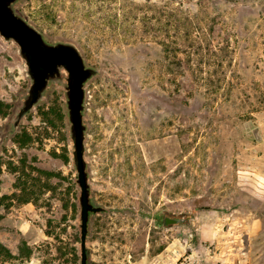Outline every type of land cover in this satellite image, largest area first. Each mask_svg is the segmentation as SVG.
<instances>
[{
  "label": "rangeland",
  "instance_id": "obj_1",
  "mask_svg": "<svg viewBox=\"0 0 264 264\" xmlns=\"http://www.w3.org/2000/svg\"><path fill=\"white\" fill-rule=\"evenodd\" d=\"M86 84L88 264H148L196 228L264 264V0H18ZM31 80L0 35V264H80V192L60 82L14 127ZM184 217L166 224V217ZM32 250L22 258L21 247Z\"/></svg>",
  "mask_w": 264,
  "mask_h": 264
},
{
  "label": "water",
  "instance_id": "obj_2",
  "mask_svg": "<svg viewBox=\"0 0 264 264\" xmlns=\"http://www.w3.org/2000/svg\"><path fill=\"white\" fill-rule=\"evenodd\" d=\"M18 0H0V35L6 41H14L24 60L31 80L27 92L14 119V127L44 98L52 82H60L65 89V102L73 143V163L77 170L80 192L81 261L88 264L87 236L93 213L103 210L91 197L88 164L85 158L87 124L84 121L87 82L98 73L88 65L80 49L72 42H49L43 32L15 9ZM166 224H179L184 217L166 218Z\"/></svg>",
  "mask_w": 264,
  "mask_h": 264
},
{
  "label": "built area",
  "instance_id": "obj_3",
  "mask_svg": "<svg viewBox=\"0 0 264 264\" xmlns=\"http://www.w3.org/2000/svg\"><path fill=\"white\" fill-rule=\"evenodd\" d=\"M172 241L148 264H249L243 249L227 250L201 238L197 229L172 231Z\"/></svg>",
  "mask_w": 264,
  "mask_h": 264
},
{
  "label": "trees",
  "instance_id": "obj_4",
  "mask_svg": "<svg viewBox=\"0 0 264 264\" xmlns=\"http://www.w3.org/2000/svg\"><path fill=\"white\" fill-rule=\"evenodd\" d=\"M9 108L8 104H5L3 101H0V113L5 114ZM0 252L4 253L7 258H19L11 253L10 249L0 242ZM20 254H22V258L29 259L32 255V250L28 246L21 247Z\"/></svg>",
  "mask_w": 264,
  "mask_h": 264
},
{
  "label": "flooded vegetation",
  "instance_id": "obj_5",
  "mask_svg": "<svg viewBox=\"0 0 264 264\" xmlns=\"http://www.w3.org/2000/svg\"><path fill=\"white\" fill-rule=\"evenodd\" d=\"M167 217H168V216H167ZM167 217H166V218H167ZM165 220H166V219H165Z\"/></svg>",
  "mask_w": 264,
  "mask_h": 264
}]
</instances>
